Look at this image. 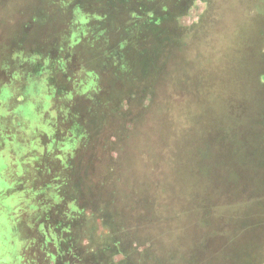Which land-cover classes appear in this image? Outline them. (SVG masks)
<instances>
[{"label": "rangeland", "instance_id": "374dc122", "mask_svg": "<svg viewBox=\"0 0 264 264\" xmlns=\"http://www.w3.org/2000/svg\"><path fill=\"white\" fill-rule=\"evenodd\" d=\"M6 86L43 149L23 264H264V0H0Z\"/></svg>", "mask_w": 264, "mask_h": 264}, {"label": "clouds", "instance_id": "9594fccd", "mask_svg": "<svg viewBox=\"0 0 264 264\" xmlns=\"http://www.w3.org/2000/svg\"><path fill=\"white\" fill-rule=\"evenodd\" d=\"M19 79V76L16 77ZM31 89H29V92ZM9 93L7 86L3 92V107H0V233L3 236V253L0 264H23L25 257L21 249L31 247L36 241L21 239L24 229H32V216L37 210L33 203L38 192L31 188L29 179L33 161L38 159L33 150L42 152L39 139L32 140L35 135V121L28 125V115L33 105L17 107L12 112L7 108ZM18 99L23 100L20 96ZM23 116V119L20 117ZM45 132L50 130L43 129ZM23 185V190L19 187ZM27 214V216H25ZM43 229L41 228V231Z\"/></svg>", "mask_w": 264, "mask_h": 264}, {"label": "trees", "instance_id": "16d2710c", "mask_svg": "<svg viewBox=\"0 0 264 264\" xmlns=\"http://www.w3.org/2000/svg\"><path fill=\"white\" fill-rule=\"evenodd\" d=\"M261 167H262V165H261ZM233 170V169H232ZM114 211V210H113ZM247 225H249V227H250V229H252V226L253 227H256V228H259V226H258V224H257V222L256 223H249V224H247ZM259 230H260V228H259ZM70 232H72V231H70ZM220 249V248H219ZM220 252L222 253V254H224L227 258H229L230 259V264H262V259H260V258H258V254H256L255 256H253L251 259H248V260H246V261H242V262H240L239 260H237L236 262L233 260V258H232V254L230 253V250L228 249V246L226 245L225 246V249H223V250H221L220 249ZM224 252V253H223ZM245 255L244 254H242L241 256H240V259H242L243 257H244ZM262 260V261H261ZM93 264H95V262L93 263Z\"/></svg>", "mask_w": 264, "mask_h": 264}, {"label": "crops", "instance_id": "0c3cea01", "mask_svg": "<svg viewBox=\"0 0 264 264\" xmlns=\"http://www.w3.org/2000/svg\"><path fill=\"white\" fill-rule=\"evenodd\" d=\"M236 229H240V228H236ZM236 229H234V231H235L234 235L238 234L237 231H236ZM227 240H229L228 241L229 242L228 244H231V245L235 244V242L233 240H230V239H227ZM230 250H232L230 253L232 254V258H233V260L235 262L237 260H239L240 262L246 261V260L251 259L253 256L256 255L255 251H253L251 249L248 254H246L242 259H240V256H241V254H240L241 253V249L240 248H237V249L236 248H233V249H230Z\"/></svg>", "mask_w": 264, "mask_h": 264}]
</instances>
